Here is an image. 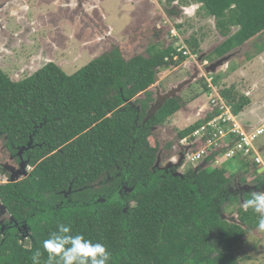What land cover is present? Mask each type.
<instances>
[{
    "label": "trees",
    "instance_id": "trees-1",
    "mask_svg": "<svg viewBox=\"0 0 264 264\" xmlns=\"http://www.w3.org/2000/svg\"><path fill=\"white\" fill-rule=\"evenodd\" d=\"M199 1L226 36L214 50L218 57L264 33V0ZM187 42L193 54H203L194 35ZM149 47L148 57L128 60L116 51L71 75L48 63L15 81L0 67V138L18 160V151L28 147L23 156L33 167L21 182L0 183L6 215L0 221V264H32L37 249L40 264H47L43 241L59 224L104 244L110 264H239L233 248L257 227L258 214L238 207L237 223L225 213H235L255 190L236 189L246 179L221 167L187 165L183 173L156 166L160 147L150 141L153 127L181 104L167 98L146 121L155 102L150 88L160 70L187 56L173 44ZM222 92L236 114L247 105L244 97ZM216 114L180 131L179 141ZM259 178L257 189L264 174Z\"/></svg>",
    "mask_w": 264,
    "mask_h": 264
},
{
    "label": "rangeland",
    "instance_id": "rangeland-1",
    "mask_svg": "<svg viewBox=\"0 0 264 264\" xmlns=\"http://www.w3.org/2000/svg\"><path fill=\"white\" fill-rule=\"evenodd\" d=\"M12 1L0 0V13H2L0 19L3 21H6L7 18L11 19L8 11L16 10L22 2L21 0L18 3ZM35 1L32 0L31 4L33 8H36V12H39L40 10L37 9L41 8L47 10L48 5H51L49 6L50 10L58 11L60 3L62 7H65L62 4L67 3V0H39L37 4ZM78 1L73 0L72 6L76 5ZM176 1L180 7L178 11L180 14L184 13L186 19L183 24V31L179 32L180 43H184L189 48L187 40L194 35L200 40L204 52L202 55H195L194 58H187L182 64H171L168 68H163L160 70L157 82L150 88L154 93L155 102L147 112L146 121L153 117L156 109L161 107L167 98L178 99L181 104L180 111L173 117L171 116L164 124L153 127L154 135L150 141L152 144L159 143L160 153L156 162V166L159 168L170 167L173 164L172 158L174 157L176 160L175 156L182 151L178 133L189 126L186 124L199 117L204 120L206 115L211 112L210 98L213 90L209 87L207 77L217 78L218 84H214L226 100L229 99L222 92L225 89L234 90L237 96H243L247 100L248 112L253 116H258L250 120V115L240 111L237 114L240 120L243 121L244 118L245 121L259 123L261 116L264 117V33L220 58L214 53V50L226 40V36L221 34V29L217 26V19L209 13L199 0H194L192 3L189 2L192 0ZM186 1L189 3L185 6L187 10L181 5L182 2ZM162 2L161 0H89L84 5V11L87 14H84L79 6L78 8L74 6L67 9L63 14H56L52 11L51 13L45 12L38 22H33L38 24L34 35L31 32V35H24L17 39L14 33H10L7 36L8 39L6 36H0V67L13 80L19 81L34 74L42 65L53 60L55 64H59L66 73L71 75L89 64L93 60L92 58L102 57L100 55L104 52L107 54L112 52L111 55H115L118 51L121 53L120 56L129 60L138 54H152L149 51L151 44L161 47L164 45V41L159 42L158 40L168 39L176 45L178 39L172 36V29L181 23V15L178 16V20L172 18V23H167V15L164 14L165 6H171L173 0H166V2L163 0ZM80 11L81 14H79ZM18 12L21 14L23 11L19 10ZM32 15L34 13L30 14V19ZM85 15L91 18V27L85 24L87 23L84 20ZM23 23V21L20 22V25ZM6 24L8 28L9 22L6 21ZM84 24L85 27L81 31V25ZM144 29H146V33H144ZM46 30L53 31V34L49 33L47 37L49 39L53 37V43H57L55 47L51 48L43 38ZM236 30L237 28L234 27L233 32ZM100 33L108 34L109 39L103 41L96 38ZM88 34H91V37H88ZM129 36L131 39H128ZM92 38H96L95 40H98L99 45L93 51L91 50L93 41H90ZM82 43L85 45L79 48V44ZM127 46L131 51L127 49ZM158 49L159 47H155L152 51L155 52ZM99 51L100 55L97 53ZM65 54L68 57H65ZM224 58L226 59L216 66V70L209 74L211 72L208 73V70L212 64ZM175 59L179 61V56ZM205 83L209 88L207 92L204 88ZM142 96L144 97V95ZM174 140V145H177L173 152L168 149L167 144L173 143ZM256 145L258 148H263L261 156L264 159V134L258 138ZM242 164L243 159L241 157L235 159L222 157L219 167L226 172H232L241 167ZM0 165L5 167H0V183L9 181L8 168L17 169L19 166L17 160L10 155L7 147L4 146L3 138H0ZM216 167L213 165L210 168L215 169ZM187 168V165H183L182 172L184 173ZM244 185L242 188L246 187L245 189L249 190ZM238 207L240 205L234 208L235 213L233 214H231V210L225 213L230 222L240 223ZM2 209L3 206L0 205V211ZM233 252L239 264H264V232L252 228L242 241L233 248Z\"/></svg>",
    "mask_w": 264,
    "mask_h": 264
},
{
    "label": "built area",
    "instance_id": "built-area-1",
    "mask_svg": "<svg viewBox=\"0 0 264 264\" xmlns=\"http://www.w3.org/2000/svg\"><path fill=\"white\" fill-rule=\"evenodd\" d=\"M172 34L180 39L175 27ZM179 50L186 56L195 57L184 43H180ZM207 81L213 90L210 98L211 110L217 111L218 114L203 123L191 136L181 140V150L185 148V156L179 157L178 160L184 165H195L208 161L214 155L212 166L219 167L220 158L232 159L242 154L252 158L255 163L262 164L263 159L256 142L264 134V125L250 128L244 124L234 112L231 102L226 100L215 86V78L207 77ZM199 141L201 144L198 145Z\"/></svg>",
    "mask_w": 264,
    "mask_h": 264
},
{
    "label": "flooded vegetation",
    "instance_id": "flooded-vegetation-1",
    "mask_svg": "<svg viewBox=\"0 0 264 264\" xmlns=\"http://www.w3.org/2000/svg\"><path fill=\"white\" fill-rule=\"evenodd\" d=\"M20 0H13L12 2H16V3H18ZM22 2H21V5L18 7V8H16V10H14V11H12V10H9L8 11V15H10V18L11 19H8L7 18V23L9 22V26H8V28H7V24H6V21H3L2 19H0V36L2 37V36H6V39H8V35L10 34V33H14V35L16 36V39L17 38H20V37H23L24 35H31V32H32V35H34L35 34V30H37V28H38V24H36V23H33L34 21H36V22H38L39 20H40V17L43 15V14H45V12H49V13H51V11L52 12H54V13H56V14H63L64 12H66V10L67 9H70V8H73L74 6H77V8H78V6H79V8H81V10H82V12L84 13V14H87L85 11H84V5H85V3L88 1L89 2V0H79L78 2H77V4L76 5H74V6H72V4H73V0H67V3L66 4H62V5H64L65 7H62V6H60V4H59V7H60V9L58 10V11H55L54 9L53 10H50V8H49V6H51V5H48V8H46L47 10H44V9H37V10H40L39 12H36L35 11V9L36 8H33V6H32V0H21ZM39 0H36L35 1V3L37 4V2H38ZM42 1H46V0H42ZM163 0H161V2H162ZM165 2H166V0H164ZM194 0H192V1H189L190 3H192ZM48 2V1H47ZM76 2V1H75ZM164 2V3H165ZM35 3H34V7H35ZM49 3V2H48ZM163 3V2H162ZM177 3V1L175 0H173V2L171 3V6H168V7H166L165 5V11H164V14L166 13V22L167 23H172V18H174V19H176V20H178V16H180L181 15V23H178L179 25H181L182 26V28H183V24H184V22L186 21V19H185V16H184V13L183 12H181V13H183V14H180V12L178 11V8H180L179 7V4H176ZM175 4V5H174ZM189 3L186 1V2H182V4L181 5H183L182 6V8L184 7L185 9H186V7L185 6H187ZM202 4V3H201ZM160 5H162V4H160ZM33 8V9H32ZM19 10H22L23 12L21 13V14H19L20 12H18ZM187 10V9H186ZM185 10V11H186ZM31 13H34V15H32V17H31V19L29 18V16H30V14ZM79 14H81V11H80V13ZM0 15H2V13H0ZM144 16V15H143ZM183 17H184V20H183ZM84 20H86V22L87 23H85L88 27H91L92 26V21H91V18H89L87 15H85L84 16ZM24 22L22 25H20V22ZM91 21V22H90ZM160 22V21H159ZM135 23V21L132 23V26H133V24ZM5 24H6V26H5ZM85 24L84 25H81L82 27L80 28V30L81 31H83V27H85ZM177 24V25H178ZM10 25H11V27H10ZM146 30V29H145ZM49 33H51V34H53V31H48V30H46V33L43 35V38L45 39V41H46V43L52 48V47H55V45L57 44V43H53V37H51L50 39L47 37L48 35L47 34H49ZM54 33H55V31H54ZM3 34V35H2ZM92 36H94L93 35V33H92ZM32 37V36H31ZM88 37H91V34H88ZM39 37L37 36V39H38ZM40 38H42V35H40ZM96 38H98L99 40H103V41H106V40H108L109 39V36H108V34H106V33H100L99 35H98V37H96ZM95 38V39H96ZM5 39V40H6ZM95 39H93L92 38V40H90V41H93V47H91V50L93 51L94 50V48L95 47H98L99 45H98V40H95ZM128 39H131V37L129 36L128 37ZM86 40H89V39H86ZM12 41V40H11ZM85 44L84 43H82V44H79V48H81V47H83ZM118 48V47H117ZM116 48V49H117ZM102 49V48H101ZM127 49H128V46H127ZM53 53V52H52ZM99 55H100V51L99 52H97ZM102 53V52H101ZM109 54H112V52H109ZM104 55H107V52H104L103 54H101L100 56H104ZM65 57H68V55L67 54H65ZM220 58H222V57H220ZM93 60H95V59H98V58H92ZM57 62V61H56ZM48 63H55V61H53V60H51V61H49V62H47L46 64H48ZM45 64V65H46ZM57 64V63H56ZM45 65H42V66H45ZM57 65H59V64H57ZM59 67H60V65H59ZM84 67V66H83ZM41 68V67H40ZM61 68V67H60ZM82 68V67H81ZM62 69V68H61ZM64 70V69H63ZM172 143V142H171ZM174 143H175V140H174V142L172 143L173 144V147H174ZM179 143V142H178ZM168 145V144H167ZM177 145V144H176ZM176 145H175V148H176ZM175 148L173 149V148H171V149H169V150H171V151H175ZM8 152L10 153V155L13 157V158H15L16 160H17V162H18V167H17V169L16 168H14V167H11V168H8V172L6 171V173H8V177L10 178L9 179V181L8 182H11V183H18V182H21L23 179H25V178H27L29 175H30V171L33 169V167L31 168L30 166H29V160L27 159H25L24 158V152H25V150L23 151V153L22 154H20L19 152L20 151H18V157L20 158V160H18L15 156H14V154H12L11 152H10V150H8ZM170 156V155H169ZM183 156H185V148H183L182 149V151L179 153V155H176L175 156V158H176V160H174V157L172 158V161H173V164L172 165H170V167H174L175 169H178L179 171L181 170V168H180V166H181V164H182V162L181 161H179L178 160V158L179 157H183ZM171 158V157H170ZM23 161H26V167H25V169L22 167V162ZM0 167L1 168H5V167H3V166H1L0 165ZM19 170H22V171H25L26 173H24V174H19V175H17L16 177H15V179H14V181L12 180V175H13V173L14 172H16V171H19ZM245 178V177H244ZM246 179V182H247V178H245ZM8 182H6V183H8ZM242 185H243V183H240V182H238V184H237V186L235 187L236 189H242ZM246 188V187H245ZM245 188H243V189H245ZM5 217H6V215L4 214V211H0V221H4L5 220ZM254 229H257V227L256 228H254Z\"/></svg>",
    "mask_w": 264,
    "mask_h": 264
},
{
    "label": "clouds",
    "instance_id": "clouds-1",
    "mask_svg": "<svg viewBox=\"0 0 264 264\" xmlns=\"http://www.w3.org/2000/svg\"><path fill=\"white\" fill-rule=\"evenodd\" d=\"M175 28L180 35L178 27ZM172 36L178 39L176 45H173L180 49L179 37L173 34ZM189 57L187 56V58ZM211 163L212 160L209 164ZM199 165L202 166L201 163ZM209 167H212V164ZM259 174H264V170ZM240 207L245 212L251 210L258 214L257 229L264 232V190L253 192L251 197L244 200ZM43 250L47 253V264H110L111 261V253L104 244L93 242L83 234L73 235L71 228L64 224H59L57 230L51 232L48 238L43 241ZM41 255L40 249L35 250L31 256L32 264H40Z\"/></svg>",
    "mask_w": 264,
    "mask_h": 264
},
{
    "label": "crops",
    "instance_id": "crops-1",
    "mask_svg": "<svg viewBox=\"0 0 264 264\" xmlns=\"http://www.w3.org/2000/svg\"><path fill=\"white\" fill-rule=\"evenodd\" d=\"M145 30V29H144ZM144 33H146V30L144 31ZM159 42H163L164 41V45L162 46V47H164V48H167V47H169L170 45H172L173 43H172V41L170 42V40H168V39H165V40H158ZM152 45V44H151ZM133 46V45H132ZM159 47H161L160 45H158ZM130 51H131V49L130 48H128ZM143 55V54H142ZM144 56L145 57H148L149 55H146V54H144ZM209 74H212V73H209ZM214 78H216V77H214ZM224 91V90H223ZM230 91H232L234 94L236 93V92H234V90H231L230 89ZM239 97H241V96H237V98H239ZM243 97V96H242ZM229 102H231V100H228ZM249 101V100H248ZM234 102V101H233ZM232 103V102H231ZM235 103V102H234ZM246 112L248 115H250L251 116V118H249L250 120H252V118H254V117H258V116H253L251 113H249L248 112V109H247V107L245 106L244 108H243V110H241V112ZM243 118V117H242ZM262 118H264L263 116H261V118H260V122L259 123H257V122H252V121H245L244 120V118H243V123L244 124H246L247 126H250V128H256V127H261V126H263L264 125V119H262ZM199 120H201V117H199V118H197V119H193V120H191V121H189L186 125L188 126H190V125H192V124H194V123H196V121H199ZM188 126V127H189ZM176 145V144H175ZM175 145H174V147H173V149L175 148ZM257 148H258V146H257ZM258 151H259V154H260V156H261V152L263 151V148H258ZM237 157H241V159H243V164H242V166L241 167H239L238 169H236V170H233L232 172H227L226 173V175H230V174H237V176L238 177H245V178H247V182L246 183H243V185L244 186H247L248 188H250V190L252 189V190H255V191H259V190H264L263 188H264V185H262V188L261 189H257L258 188V186H259V184H260V178H259V173L262 171V170H264V159L262 158V156H261V158L263 159V163L262 164H257V163H255L253 160H252V158H247L246 156H243L242 154H238L235 158H237ZM235 158H232V159H235ZM206 164H209V162L207 163V161L206 162H203V165L202 166H205ZM199 167L200 165L199 164H195V168L196 167ZM208 168V167H207ZM255 188V189H254Z\"/></svg>",
    "mask_w": 264,
    "mask_h": 264
},
{
    "label": "water",
    "instance_id": "water-1",
    "mask_svg": "<svg viewBox=\"0 0 264 264\" xmlns=\"http://www.w3.org/2000/svg\"><path fill=\"white\" fill-rule=\"evenodd\" d=\"M226 58H224V59H222V60H220L219 62H217V63H215V64H212V66H211V68L208 70V73L209 72H214V70H216V66H218V65H220V63H222L224 60H225ZM210 111H212V110H210ZM207 116V115H206ZM32 143H33V141L31 140L30 141V143H29V147H31L32 146ZM197 144L199 145V144H201V142L199 141V142H197ZM28 147H24V148H22L21 150H20V154H22L23 153V151L25 150V149H27ZM22 167L25 169V167H26V161H23L22 162ZM202 165H203V163H202ZM209 164H206L205 166H203V168H207V167H209L208 166ZM198 168V166L196 167V169ZM24 173H26L25 171H22V170H19V171H16V172H14L13 173V175H12V180L14 181V179H15V177L17 176V175H19V174H24ZM1 205V204H0ZM2 206V205H1ZM225 217H226V215H225Z\"/></svg>",
    "mask_w": 264,
    "mask_h": 264
}]
</instances>
